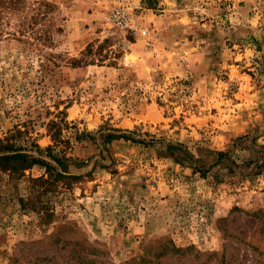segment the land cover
Instances as JSON below:
<instances>
[{
    "label": "rangeland",
    "instance_id": "rangeland-1",
    "mask_svg": "<svg viewBox=\"0 0 264 264\" xmlns=\"http://www.w3.org/2000/svg\"><path fill=\"white\" fill-rule=\"evenodd\" d=\"M52 138L80 178L0 171V264H264V0H0V140Z\"/></svg>",
    "mask_w": 264,
    "mask_h": 264
},
{
    "label": "trees",
    "instance_id": "trees-1",
    "mask_svg": "<svg viewBox=\"0 0 264 264\" xmlns=\"http://www.w3.org/2000/svg\"><path fill=\"white\" fill-rule=\"evenodd\" d=\"M107 138L116 139V138H126L125 135L114 136L108 135ZM54 140V144L52 146H48L44 150L40 149L38 145L32 144L33 148L39 153V157H35L32 154L26 153L25 148L17 147L15 142H11L9 139L0 140V153L7 152L9 154L0 156V171L7 172L12 177H20L23 176V173L33 168L34 166H40L45 169V175H42L38 178L31 179V182L35 184L33 191L36 194L40 193L39 189L45 190V185H56L62 183L63 185L68 186L71 182L78 180L80 176L66 174L67 168L62 164V162L66 159L65 156H60L55 152L56 146L60 142L57 138H52ZM77 139V138H75ZM42 152L46 153V156L51 158L58 166H60L61 170H56L53 166L46 163L42 160L41 154ZM67 160V159H66ZM68 244H70L69 240H66Z\"/></svg>",
    "mask_w": 264,
    "mask_h": 264
},
{
    "label": "built area",
    "instance_id": "built-area-1",
    "mask_svg": "<svg viewBox=\"0 0 264 264\" xmlns=\"http://www.w3.org/2000/svg\"><path fill=\"white\" fill-rule=\"evenodd\" d=\"M109 21L113 27L120 30L131 28L133 22L130 15L121 10L113 11L109 17Z\"/></svg>",
    "mask_w": 264,
    "mask_h": 264
}]
</instances>
